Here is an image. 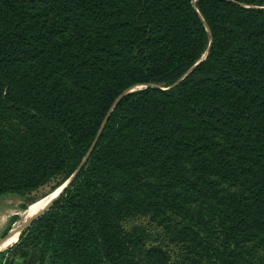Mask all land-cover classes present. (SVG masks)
Masks as SVG:
<instances>
[{"label": "trees", "instance_id": "1", "mask_svg": "<svg viewBox=\"0 0 264 264\" xmlns=\"http://www.w3.org/2000/svg\"><path fill=\"white\" fill-rule=\"evenodd\" d=\"M97 135L0 264H264V0H0V199Z\"/></svg>", "mask_w": 264, "mask_h": 264}, {"label": "rangeland", "instance_id": "2", "mask_svg": "<svg viewBox=\"0 0 264 264\" xmlns=\"http://www.w3.org/2000/svg\"><path fill=\"white\" fill-rule=\"evenodd\" d=\"M51 193L52 191L50 190V185H48V186L39 188L38 190L33 191L32 193L26 196H17V195L3 196L0 199V239L4 237L3 235L5 233V230L8 226L10 219L13 216H17L16 217L17 220L14 224L10 226V229L15 228L16 226H19L20 224H22L25 218H28L26 217L25 212L28 210L31 204L45 198ZM21 206H27L26 210L22 211ZM147 223L148 222L145 219L137 218V219L131 220L128 226H131V225L132 226L134 225L146 226ZM13 240H16V237Z\"/></svg>", "mask_w": 264, "mask_h": 264}, {"label": "water", "instance_id": "3", "mask_svg": "<svg viewBox=\"0 0 264 264\" xmlns=\"http://www.w3.org/2000/svg\"><path fill=\"white\" fill-rule=\"evenodd\" d=\"M210 47V46H209ZM207 55V52L204 54L203 58H201V60H199L188 72H191L202 60H204V58L206 57ZM186 74V75H187ZM180 81V80H179ZM178 81V82H179ZM178 82H176L174 85H176ZM146 87H151V88H154V89H161L159 88L158 86H155V85H148ZM142 87H138V88H134V89H131L129 91H125L123 94H121L115 101L114 103L112 104L107 116L105 117L102 125H101V128L100 130L102 129L105 121L107 120L108 118V115L110 114V112L112 111V109L116 106V104L118 103V101L122 98V96H124L126 93L128 92H132L136 89H141ZM163 90V89H161ZM100 130H99V133H100ZM97 138H98V135L97 137L95 138V140L93 141L89 151L87 152V154L85 155V157L83 158L80 166L77 168V170L70 176V178L68 180H66L59 188V191L56 193V195L41 209L39 210L36 214H34L33 216L29 217V218H25L24 221L22 222V224H20L19 226H16L15 228H11L7 233L6 235L0 239V252H2L3 250L7 249L8 247L12 246L14 243L17 242L18 238H19V235L21 234V232L27 227L29 226V224L36 218L38 217L39 215H41L42 213H44L45 211H47L51 206L52 204L54 203V201L59 197V195L63 192V190L72 182V180L74 179V177L77 175V173L79 172L81 166L86 162L89 154L91 153L92 149L94 148L95 146V143L97 141ZM57 190V189H56ZM55 190V191H56ZM17 236V239H16V242H14L13 244L11 245H8V241L13 237V236Z\"/></svg>", "mask_w": 264, "mask_h": 264}, {"label": "bare ground", "instance_id": "4", "mask_svg": "<svg viewBox=\"0 0 264 264\" xmlns=\"http://www.w3.org/2000/svg\"><path fill=\"white\" fill-rule=\"evenodd\" d=\"M59 191V188L56 190V191H54V192H52L50 195H48V196H46L45 198H43V199H41V200H39V201H37V202H35V203H33V204H31L30 206H29V208H28V210L25 212V215H26V217H31V216H33L34 214H36L39 210H41L55 195H56V193ZM15 237H17L16 235L15 236H13L9 241H8V245L10 244H13L14 243V241H13V239L15 238ZM15 242H16V240H15Z\"/></svg>", "mask_w": 264, "mask_h": 264}, {"label": "crops", "instance_id": "5", "mask_svg": "<svg viewBox=\"0 0 264 264\" xmlns=\"http://www.w3.org/2000/svg\"><path fill=\"white\" fill-rule=\"evenodd\" d=\"M17 239V237H16ZM15 242V240H13ZM10 245V244H9ZM39 259V255L36 252H32L30 256L28 257L27 261L25 264H37ZM4 263V260L1 262V264Z\"/></svg>", "mask_w": 264, "mask_h": 264}]
</instances>
